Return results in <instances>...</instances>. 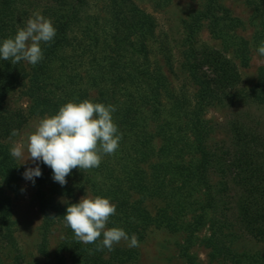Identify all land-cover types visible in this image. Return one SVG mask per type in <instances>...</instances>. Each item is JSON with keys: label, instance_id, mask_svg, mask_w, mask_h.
I'll use <instances>...</instances> for the list:
<instances>
[{"label": "trees", "instance_id": "1", "mask_svg": "<svg viewBox=\"0 0 264 264\" xmlns=\"http://www.w3.org/2000/svg\"><path fill=\"white\" fill-rule=\"evenodd\" d=\"M34 4V0H0V42L25 26L28 5ZM248 4L258 19L255 38L264 40V10L253 1ZM108 12L101 25L105 44L101 52L80 49L84 44L96 48L97 21L79 17L81 35L70 38L66 31L74 20L66 17L58 19L59 33L37 65L26 70L23 60L17 64L0 60L1 140L9 139L29 116L50 117L68 102L90 101L91 91L95 94L91 102L117 109L113 119L122 139L118 150L104 155L98 168L73 169L62 187L54 182L52 170L40 163L42 175L35 185L42 219L39 254L46 253L48 229L61 223L64 235L58 251L71 264L135 261L132 251H97L95 244L78 242L65 225L67 207L77 204L71 201L75 191L87 189L116 205V215L107 227L121 228L129 237L135 234L142 240L152 228L185 233L180 247L185 264H200L190 248L202 229L207 235L201 242L211 259L264 264V257L231 248L243 238L264 241V68L259 69L252 88L241 87L236 62L248 63V43L234 32L241 22L220 0H206L202 10L191 13L178 51V69L186 76L187 89L172 91L160 67L150 62L145 43L154 38V18L130 0H108ZM203 23L219 49L199 40ZM131 36L137 39L132 41ZM159 44V53L172 72L174 56L165 42ZM67 47L69 51L62 50ZM51 63L56 64L54 69ZM21 87L30 101L27 110L8 108L7 96ZM163 98L171 105L169 119L162 120ZM248 105L260 108L263 116L242 110L228 113L223 125L228 140L210 145L213 127L204 118L205 111L213 106ZM151 122H158L153 132L148 130ZM154 138L160 140L156 151ZM20 172L8 147L0 144V239L10 245L15 244L10 205L1 193L17 192ZM153 199L162 206L151 214L144 202Z\"/></svg>", "mask_w": 264, "mask_h": 264}, {"label": "rangeland", "instance_id": "2", "mask_svg": "<svg viewBox=\"0 0 264 264\" xmlns=\"http://www.w3.org/2000/svg\"><path fill=\"white\" fill-rule=\"evenodd\" d=\"M139 9L148 13L154 18V38L146 41V47L149 50L150 62L160 67L163 74L169 82V89L172 91L184 89L187 87V80L185 74L178 69V61L180 59L178 51L180 50L181 40L184 36V22H187L191 13L202 10L206 0H130ZM254 5H260L264 10V0H250ZM249 0H220V3L229 11L230 15L237 18L241 22V27L236 29L235 34L248 43V63L246 66H241L238 62V72L241 78V87L244 89L252 88L258 80V72L260 68H264V57H260L257 49L261 41L256 40L255 34L258 29V19L254 15V7L248 4ZM34 5H28V11L25 13V25L29 18L33 17L34 13H40L45 18L52 21L56 29V36L59 33L58 19L64 20L66 17L74 20L71 27L66 31L70 38H78L81 35V28L77 19L91 18L97 21L95 29L99 28V41L96 48H89L85 44L80 49L85 51L93 50L94 53L101 52L105 47L103 44V22L109 18L108 0H34ZM49 44H42L41 48L44 51L50 48L54 41ZM200 41L205 42L209 46L219 49L218 41L211 38L208 33L206 24L201 25L198 33ZM137 38L131 36V40L135 41ZM163 41L170 48L173 54V70L165 64L164 58L159 53V43ZM62 49V48H61ZM62 50L69 51V47ZM86 63V62H85ZM23 64L27 68L31 65L26 61ZM54 69L56 64L51 63ZM24 88H19L10 93L6 98V105L10 109L27 110L30 105L28 97L24 94ZM187 89V88H186ZM191 91V88L188 89ZM95 97L94 92L89 93L90 101ZM164 106L166 108L163 113L164 118L169 119L168 109L171 102L168 98H163ZM252 111L253 113L263 116L260 108L248 105L245 107L237 106L236 108L226 109L221 106L209 107L204 114V118L211 124L213 131L209 136L208 143L219 142L221 140H228L224 131V123L228 113L236 111ZM43 116H29L24 125L18 130L19 135L11 137V139L1 140L0 144H4L10 150L13 146L12 141L27 144V137L33 133ZM160 122V120L158 121ZM158 122H151L149 124V132H153V127ZM217 125L216 127H214ZM160 147V140L154 138L153 149L156 151ZM27 158V151L25 148V158L15 159V163L20 167L21 172L18 181V190L16 193L3 190L1 196L8 200L10 205V220L12 222L11 229L13 231L14 245H10L0 239V264H71L68 256L61 255L58 251L59 245L63 239L64 228L61 223L53 224L47 233L46 253L40 255L38 247L42 238V219L38 210V201L35 195V184L27 181L23 177V173L29 167H36L32 161L25 162ZM25 163V164H24ZM40 167L41 162H37ZM83 197L95 198L87 189L82 192L78 190L74 193L73 202L79 203ZM65 201V200H63ZM162 206L158 200H146L144 207L151 214ZM207 235V231L202 229L196 233L190 253L200 264H226L222 260H213L209 257V250H207L201 240ZM186 234L182 231L169 232L162 228H152L148 230L142 240H138V247H128L127 241H121L114 245L115 249L132 251L135 254V261L127 264H185L184 257L180 254V247L185 240ZM102 239V238H101ZM233 251L237 253L245 252L250 255H258L264 257V241L258 242L250 238H243L231 245Z\"/></svg>", "mask_w": 264, "mask_h": 264}, {"label": "clouds", "instance_id": "3", "mask_svg": "<svg viewBox=\"0 0 264 264\" xmlns=\"http://www.w3.org/2000/svg\"><path fill=\"white\" fill-rule=\"evenodd\" d=\"M55 36L52 21L38 12L34 13L23 28H18L13 38L0 42V60H11L12 64L23 60L35 66L44 59L41 45L49 44ZM257 52L264 57V41H261ZM116 110L114 105L89 100L68 102L55 115L39 121L35 131L28 135L26 145L12 141L10 155L24 159L26 148L25 162L30 160L37 166L27 168L23 173L24 179L34 185L35 178L42 175L37 162H42L52 170L54 182L63 187L73 169L86 171L98 168L104 155H112L118 150L122 134L113 119ZM18 135L14 129L10 139ZM115 215L116 205L109 199L83 197L79 203L67 207L63 219L78 242L95 244L97 251H112L114 245L121 241H127L128 247H138L135 234L129 237L121 228L107 227Z\"/></svg>", "mask_w": 264, "mask_h": 264}]
</instances>
